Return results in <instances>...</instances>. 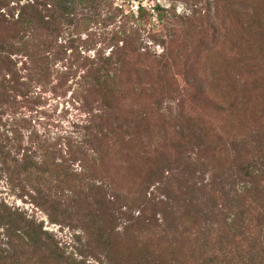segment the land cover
<instances>
[{
  "label": "rangeland",
  "instance_id": "rangeland-1",
  "mask_svg": "<svg viewBox=\"0 0 264 264\" xmlns=\"http://www.w3.org/2000/svg\"><path fill=\"white\" fill-rule=\"evenodd\" d=\"M114 3L124 6L120 0ZM141 5L154 17L147 26L151 34L144 33L141 42L153 55L164 52L159 42H167L170 67L163 68L158 60L138 61L133 55L123 99L111 109L102 103L86 107L78 86L66 79L70 76L66 68L78 66L80 55L94 56L101 49L109 55L111 50L99 34L113 28L90 24L91 30L79 27L74 35L69 29L54 48V52H66L64 58H54L55 75L31 96L19 97L17 115L9 112L0 125V144L11 155L9 163L23 157L25 152L15 149L20 144L32 148L36 142L47 149L55 147L60 153L50 158L52 162L64 163L67 173L76 177L71 185L45 188L46 196L59 200V205H52L47 197L36 203L34 188L10 181L7 167L0 162V204L34 226H43L66 257L81 264H133L131 250L138 252L145 246H135L131 233L132 217L143 208L137 174L147 169L148 159L157 151L160 156L174 153L172 147L188 125H196L205 136L202 157L209 168L205 173L198 167L203 172L196 179L200 186L217 182L229 190V183L243 184L239 174L244 168L252 165L264 170L258 164V151L264 149V0H129L125 12H137ZM158 7L166 24L156 17ZM99 115L105 121L92 123ZM15 131L23 137L20 144ZM88 139L91 145L84 144ZM70 147L73 153H82L71 157ZM42 158L34 155L36 162ZM84 160L89 164L85 169ZM259 184L264 193V181ZM251 218L255 228L258 216ZM253 233L260 236L258 231ZM237 253L240 256L237 251L228 260H235ZM189 254V264L213 260L222 264L226 256L218 255L216 260L198 249ZM259 254L258 248L254 256ZM260 256L264 264V245Z\"/></svg>",
  "mask_w": 264,
  "mask_h": 264
},
{
  "label": "trees",
  "instance_id": "trees-1",
  "mask_svg": "<svg viewBox=\"0 0 264 264\" xmlns=\"http://www.w3.org/2000/svg\"><path fill=\"white\" fill-rule=\"evenodd\" d=\"M114 1L0 0V125L9 112L17 115L14 111L19 97L26 99L31 96L34 90L46 86L55 75L54 58L62 59L66 52L63 49L57 53L54 48L69 29V34L74 35L79 27L91 30L90 24L113 28L111 32L99 34L111 50L109 55L104 49L90 57H82L78 52L80 64L66 68L70 75L65 76L66 79H73L78 86L80 101L86 107L102 103L111 109L123 99L124 78L133 62V55L138 61L158 60L163 68L170 67L167 42H159L164 47L160 55H153L141 42L144 33L151 34L152 30L147 26L153 15L143 5L137 12L130 10L127 14L124 6L129 0H120L124 6L118 7ZM155 12L159 23L166 24L161 8H156ZM231 88L228 85L229 93H232ZM104 119L105 116L99 115L92 119V123L93 120L103 122ZM17 121L15 119L13 123ZM97 128L101 133L100 125ZM186 128L179 135V143L172 147L174 153L160 156L157 151L154 158L148 159L147 169L137 174L143 208L139 215L132 217L131 233L134 234L135 246L142 243L155 250L145 249V246L138 252L132 249V262L128 260L133 264H189V253L198 249L203 256H213L216 260L218 255H226L222 264H263L260 254L264 245V193L259 182L264 181V170L252 165L244 168L239 174L243 184L229 183L234 193L223 183L201 182L200 186L196 179H199L198 172L201 175L203 172L198 167L204 168L205 173L209 168V162L202 157V149L206 147L205 136L196 125ZM117 130L123 131V128ZM2 137L0 130V143ZM14 137L20 144L23 137L19 131L14 132ZM84 144L91 145V140ZM34 145L23 148L20 144L15 149L20 154L25 152L23 157L14 158L9 163L11 155L5 154V148L0 144V162L7 167L10 181L29 183L34 188L36 194L32 197L36 203L47 197L46 201L59 205V200L46 196L45 193L49 192L45 188L47 185H71L76 177L67 173L64 163L52 162L50 158L60 153L55 147L47 149L46 145L36 142ZM252 149L257 151L255 147ZM73 152L70 147L68 154L71 157L82 153ZM160 152L165 154L167 151ZM258 152V164L264 167V149ZM39 154L43 157L40 163L34 160V155ZM88 166L84 160V169ZM153 188L152 194L150 190ZM4 207L6 205L0 204V264L82 263L66 257L43 226L36 227L19 212L12 209L7 212ZM232 209H235L234 213ZM252 213L258 216L255 228ZM207 223L218 229L207 226ZM257 231L260 236L253 233L257 234ZM258 248L260 254L256 257L254 252ZM237 251L240 256L237 253L235 260L229 261L230 255ZM216 262L205 261L202 264Z\"/></svg>",
  "mask_w": 264,
  "mask_h": 264
}]
</instances>
